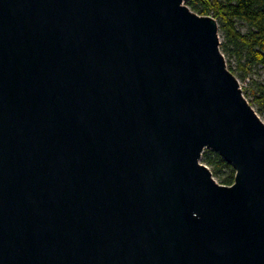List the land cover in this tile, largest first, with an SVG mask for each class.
Here are the masks:
<instances>
[{
  "label": "water",
  "instance_id": "obj_1",
  "mask_svg": "<svg viewBox=\"0 0 264 264\" xmlns=\"http://www.w3.org/2000/svg\"><path fill=\"white\" fill-rule=\"evenodd\" d=\"M187 1L0 0V264H264V121Z\"/></svg>",
  "mask_w": 264,
  "mask_h": 264
},
{
  "label": "trees",
  "instance_id": "obj_2",
  "mask_svg": "<svg viewBox=\"0 0 264 264\" xmlns=\"http://www.w3.org/2000/svg\"><path fill=\"white\" fill-rule=\"evenodd\" d=\"M187 4L194 11L217 19L219 30L225 36L220 48L223 53L229 52L237 60L239 74L228 66L237 77L244 79L255 65H264V0H188ZM239 21L247 25L246 31L237 27ZM252 94L254 97L249 100L250 103H257L264 108V85H258ZM201 159L220 183L234 182L233 165L218 152L206 148Z\"/></svg>",
  "mask_w": 264,
  "mask_h": 264
},
{
  "label": "rangeland",
  "instance_id": "obj_3",
  "mask_svg": "<svg viewBox=\"0 0 264 264\" xmlns=\"http://www.w3.org/2000/svg\"><path fill=\"white\" fill-rule=\"evenodd\" d=\"M236 25L241 31L247 30V25L242 21H239ZM219 36H220V43H223L225 36L221 30H219ZM224 56H225L227 65L231 66L233 69L236 70L237 74H239L240 70L238 69L237 60L235 59V57L229 52L227 53L225 52ZM238 79H239V83H240L242 90L243 89L245 90V92L243 91L244 95L246 96L248 100H252L254 97L252 94V91L254 89L256 90L258 85L260 84L264 85V65L263 64L255 65L252 71L250 72V74L248 75V77L244 79L238 77ZM252 105L264 121V108L260 107L257 103H254V102ZM215 179L218 181L216 177Z\"/></svg>",
  "mask_w": 264,
  "mask_h": 264
}]
</instances>
